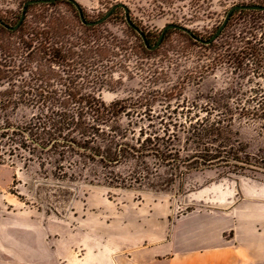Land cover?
Listing matches in <instances>:
<instances>
[{
	"label": "rangeland",
	"instance_id": "374dc122",
	"mask_svg": "<svg viewBox=\"0 0 264 264\" xmlns=\"http://www.w3.org/2000/svg\"><path fill=\"white\" fill-rule=\"evenodd\" d=\"M25 1L0 0V19L14 26ZM74 1L82 8L87 22L99 20L115 4H125L132 22L153 46L163 28L172 23L183 25L197 37L207 39L232 6L251 0H202L198 5L196 2L192 5V0H176L172 6L157 0ZM46 25L55 27L57 34L69 42L80 43L83 39L93 44L97 41L117 54L121 48L127 50L122 53L124 57L116 59L125 69L114 72V90L100 93V99L106 104L142 92L167 89L193 71L196 64L192 55L197 52L194 41L181 32L170 31L156 50L149 51L126 25L122 10H115L104 23L89 28L81 24L75 8L63 1L52 6H30L21 34L10 35L0 27V46L10 47L15 55L19 52L16 50L22 48L19 37L29 26ZM234 32L229 29L227 33ZM1 57L0 54V65ZM24 58L18 54L7 61L11 70L17 72L7 73L6 78L1 76L0 93L19 92L26 84L22 81L28 83V75L22 70L24 65L31 69L34 65L26 63ZM18 66H21L20 70ZM55 72L59 74L56 68ZM225 81V75L217 72L215 76L204 77L196 86L186 84L181 91L189 99L206 96L211 91L225 88ZM57 83L51 81L50 85L58 91ZM39 106L9 108L5 118L12 125L24 126L32 119L46 115L47 110ZM234 127L238 140L246 147L248 162L261 168L260 172L224 177L220 172L206 170L182 178L162 168L157 175L162 180H173L170 189L164 192L150 191L147 182L141 187L130 183V189L101 185L108 172L121 178L132 175L136 171L133 163L103 169L98 163L78 157L67 156L61 160L45 153L30 158L18 152L10 160L3 158L0 164V244L26 234L29 223V233L33 232L36 237V249L46 251L45 258H36L34 264H108V261L122 264L134 251L150 244L145 236L154 227L158 229L166 223L167 214H170L168 221L171 222L175 217L206 209L213 203V192L222 188L264 185V127L255 123ZM3 151L8 154V147ZM146 163L153 172L152 161L146 160ZM157 177H150L149 183L158 182L160 178ZM41 235L45 243L38 241ZM2 249L8 252L4 254L2 264H18L17 259L10 257L12 246Z\"/></svg>",
	"mask_w": 264,
	"mask_h": 264
},
{
	"label": "trees",
	"instance_id": "16d2710c",
	"mask_svg": "<svg viewBox=\"0 0 264 264\" xmlns=\"http://www.w3.org/2000/svg\"><path fill=\"white\" fill-rule=\"evenodd\" d=\"M157 1L172 6L176 0ZM192 1L198 5L202 0ZM247 5L264 6V0H251ZM24 26L25 18L16 31L4 29L10 35L21 34ZM219 26L207 39H201H210ZM229 29L236 33H227ZM56 30L47 25L29 26L19 37L22 48L15 55L25 57L34 68L22 67L28 83L22 81L26 84L21 91L0 93V164L18 152L30 158L44 153L61 160L78 157L103 169L133 163L136 171L132 175L121 178L108 172L101 185L130 189V183L141 187L147 182V188L154 192L167 191L173 184V180L157 175L162 168L182 178L206 170L224 177L260 172L261 168L248 162L246 147L238 140L234 126L255 123L264 127V12L235 11L215 42L205 46L193 40L197 48L192 54L194 70L175 85L109 104L100 99V93L114 90V72L125 69L116 59L127 50L118 47L117 54L101 42H69ZM170 31L176 30L166 34ZM0 54L1 81V76L6 78L12 71L7 61L15 55L10 47L1 46ZM16 72L13 69L11 73ZM217 72L225 75V88L192 99L182 93L186 84L196 86ZM51 81L58 82V91ZM19 105H40L47 112L24 126L12 125L5 118L6 112ZM146 160L152 161L153 172ZM155 176L159 181L149 183Z\"/></svg>",
	"mask_w": 264,
	"mask_h": 264
},
{
	"label": "crops",
	"instance_id": "0c3cea01",
	"mask_svg": "<svg viewBox=\"0 0 264 264\" xmlns=\"http://www.w3.org/2000/svg\"><path fill=\"white\" fill-rule=\"evenodd\" d=\"M213 193V203L206 209L171 222L167 214L166 223L145 236L150 244L134 251L122 264H264V185L228 187ZM26 226V234L0 244V264L8 253L2 248L8 245L13 249L10 257L18 264L45 258L46 251L36 249V237L29 233V223ZM38 241L45 243L44 236Z\"/></svg>",
	"mask_w": 264,
	"mask_h": 264
},
{
	"label": "water",
	"instance_id": "95a60500",
	"mask_svg": "<svg viewBox=\"0 0 264 264\" xmlns=\"http://www.w3.org/2000/svg\"><path fill=\"white\" fill-rule=\"evenodd\" d=\"M56 1H65L67 3H70L75 8V10L77 11L79 19H80V22L83 25H86V26H89V27L101 25L102 23H104L111 16V14L115 10L121 9L123 11L124 19H125V22H126L127 26L129 28L133 29L138 34V36L141 38L145 48L147 50H149V51H154V50H156L159 47V45L161 44L166 32L169 31V30L179 31V32L187 35L189 38H191L195 42L201 43V44H203L205 46L210 45L211 43L215 42L220 37L222 31L224 30V28L226 27V24L229 21L231 15L235 11L247 10V11H261V12H264V6L247 5V4L234 5L227 11V13L225 14V17H224L221 25L219 26V28L217 29L215 34H213L211 36V38L208 39V40H202L201 38L196 37L195 34L189 28H187V27H185L183 25L173 24V23L172 24H168V25H166L163 28V30L160 33V36H159V38L157 40V43L155 45H153V46H149L148 45V42H147V39H146L144 33L138 27H136L133 24L132 20L130 19V10L128 9V7L125 4H122V3H118V4H115L114 6H112L110 8V10L102 18H100L99 20L94 21V22H86L85 18H84L83 11H82V8L74 0H28L27 2H25L23 4L20 18H19V20H18V22H17V24L15 26L10 27V26L6 25L1 19H0V26H2L3 28H5V29H7L9 31H16L20 27V25L22 24V22H23V20L25 18V13H26V10H27L28 6L36 5V4H52V3L56 2Z\"/></svg>",
	"mask_w": 264,
	"mask_h": 264
}]
</instances>
